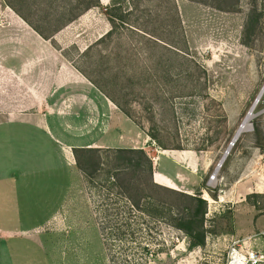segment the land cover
Segmentation results:
<instances>
[{
  "label": "rangeland",
  "instance_id": "374dc122",
  "mask_svg": "<svg viewBox=\"0 0 264 264\" xmlns=\"http://www.w3.org/2000/svg\"><path fill=\"white\" fill-rule=\"evenodd\" d=\"M75 1L1 0V5L2 13L11 12L8 8L14 10L11 5H15L48 33L69 15L64 10L57 16L58 11ZM134 1L100 0V5L45 38V44L40 39L47 53L40 56L34 79L56 78L65 63L95 85L103 98L97 132H75V124L88 122L92 116L85 117L81 107L74 109L81 102L66 103L71 108L67 116H76L73 119H46L49 126L54 124L70 134L72 155L74 146L92 149L82 153L90 175L78 167L81 175L77 174L64 203V222L60 224L64 230L56 232L65 235L60 242L67 253L63 262L56 259L54 264H221L231 240L240 238L259 245L264 239V156L254 162V150L264 151V0H141L147 11L133 8L124 24L118 20L110 36L95 41L109 28L105 6L118 2L125 9ZM127 25L139 26L145 34ZM76 92L70 89V94ZM254 106L251 128L231 146ZM23 112L37 110L27 106ZM111 123L113 128L106 133ZM13 128L16 138L10 140L8 128L0 126V155L4 156L0 160L10 161L13 155L18 174L36 165L38 175H45L43 160L50 161L53 156H38L35 138L45 136L32 125L17 123ZM116 132L118 146L94 145L100 134ZM46 145L51 142L47 140ZM133 145H141L153 164L162 153L186 157L190 150L196 152L195 177L185 178V185L167 179L166 186L199 192L205 199L203 244H191L184 232L160 217L150 219L148 226L132 223L122 236L113 235L104 214L112 204L99 184L120 168L125 167L129 176L132 168L121 158L128 153L118 148L138 147ZM228 148L230 152L221 163ZM162 159L160 168H169ZM95 165L99 167L96 171ZM155 165L157 168L158 162ZM255 170L257 174L252 176ZM157 172L162 174L155 169L152 177L142 162L138 176L147 184L155 181ZM172 196L161 195L168 200L174 199ZM52 227L58 229L59 225ZM56 235V240H49L57 248Z\"/></svg>",
  "mask_w": 264,
  "mask_h": 264
},
{
  "label": "crops",
  "instance_id": "0c3cea01",
  "mask_svg": "<svg viewBox=\"0 0 264 264\" xmlns=\"http://www.w3.org/2000/svg\"><path fill=\"white\" fill-rule=\"evenodd\" d=\"M8 9L11 12L2 13L0 0V126L8 128V135L9 137L12 135L10 137L12 140L16 138L14 124L32 125L45 136L35 137L36 147L40 150L38 156L44 155L47 159L53 157L50 161L43 160V164L46 165L41 166V171L45 175H38L36 165H31L18 174L14 171L17 165L14 161L16 157L13 155L10 161H3V158L0 160V264H54L56 259L63 262L66 257L67 252L60 242L61 237L63 236L64 240L65 235L56 231L64 230L60 225L64 222V203L66 197L70 196L71 186L77 174L80 176L81 173L71 152L73 145L69 144L70 134L56 129L54 124L49 126L46 119L61 117L73 119L76 116L72 114L67 116L71 108H68L66 103L81 102L80 106L73 105L74 109L81 107L80 112L85 117H88V114L92 116L88 122L84 121L77 125L74 123L75 132L84 134L92 129L97 132L101 126L103 98L95 85L81 77L74 67L65 63L58 70L56 78L54 75L52 78L48 76L44 82L34 79L35 71L39 69L40 56L47 53L44 47L40 46V39L43 41L41 44H45V38L17 12ZM3 21L6 24H3ZM70 89H76L77 92L70 94ZM27 106L36 109L37 112H23ZM82 126H86L87 129L79 130ZM111 128L112 123L106 133ZM106 133L95 137L94 145L118 146V133L104 135ZM47 140L51 145L44 146ZM72 156L75 161L71 160ZM262 156L264 151L254 150V162L259 161L256 158L260 159ZM161 158H164L162 160H165V165L169 168L164 166L160 168ZM197 158L193 150H190L186 157L179 153L158 155V161H154V165L158 162V166L156 168L155 165L153 170L155 172V169H160L164 176L157 172L155 182L166 186L169 179L175 184L181 182L185 185L183 182L185 178L191 179L196 175L192 172L198 168ZM182 166H186L191 172H187ZM255 171L252 176L257 174L258 170ZM254 192L260 190L254 189ZM55 224L59 225L58 229L52 227ZM41 231H45L44 234L40 233ZM56 234L59 235L56 243H60L57 244V248L55 245L52 247V243L55 242L49 240H56Z\"/></svg>",
  "mask_w": 264,
  "mask_h": 264
},
{
  "label": "trees",
  "instance_id": "16d2710c",
  "mask_svg": "<svg viewBox=\"0 0 264 264\" xmlns=\"http://www.w3.org/2000/svg\"><path fill=\"white\" fill-rule=\"evenodd\" d=\"M140 1L141 0H135L131 5L128 3L125 9L122 3L118 2H112L108 6H105L104 13L109 23V28L95 41L110 36L115 29H117L119 24L118 20L124 24L125 20L128 18V13L131 12L133 8L134 10H139L140 13L147 11L148 9L145 6L143 7ZM98 5H100V0H77L74 3L72 2L62 7L63 9L58 11L56 15L60 16L64 14V10H68L69 15L62 23L48 31V33H44L39 27L35 26L29 20L28 16L19 8L15 7V5L12 4L11 6L42 37L48 38L87 9ZM156 5L161 6L160 3ZM218 6L219 8H228L229 10L233 8L232 6ZM127 26L130 27L131 30L135 29L145 34V29L139 26ZM123 111L126 112L125 110ZM91 150V147L73 148L76 164L86 176H89L90 172L88 171L87 164L83 161L82 153ZM118 151L128 153V155H122L121 158L131 166L132 171L129 176H126L125 167L122 169L120 168L117 171H113L111 179L107 178L103 183L99 184L107 190L106 196L112 204V209L104 210V214L107 216L106 222L110 224V230H113V235L117 237L122 236L121 234L124 230L132 228V226H130L132 223L145 226L150 219L160 217L161 219L168 220L170 225L184 232V234L190 238L191 244H203L206 232L204 224L206 201L201 197L200 193H187L151 180H149V183L143 184L138 176V171L142 162H144L148 174L152 176L154 164L151 157L142 147L118 148ZM98 169L99 167L96 165L93 168L94 171ZM163 193L173 195L172 197L174 199L168 200L162 198L161 195Z\"/></svg>",
  "mask_w": 264,
  "mask_h": 264
},
{
  "label": "built area",
  "instance_id": "2783aa9c",
  "mask_svg": "<svg viewBox=\"0 0 264 264\" xmlns=\"http://www.w3.org/2000/svg\"><path fill=\"white\" fill-rule=\"evenodd\" d=\"M221 264H264V239L259 245L240 238L231 240Z\"/></svg>",
  "mask_w": 264,
  "mask_h": 264
},
{
  "label": "bare ground",
  "instance_id": "6f19581e",
  "mask_svg": "<svg viewBox=\"0 0 264 264\" xmlns=\"http://www.w3.org/2000/svg\"><path fill=\"white\" fill-rule=\"evenodd\" d=\"M262 92H264V88L262 89ZM253 108V107H252ZM254 109H255V106L254 108L247 114L245 120L243 121V123L241 124V126L239 127L237 133L235 134L234 136V139H233V142L231 143V146L234 144V142L238 139V137H240V134L245 131V130H248L251 128V118L254 116ZM231 148V147H230ZM230 148H228L225 153H224V156L221 160V163L223 162L224 158L227 156V154L230 152ZM221 165V164H220Z\"/></svg>",
  "mask_w": 264,
  "mask_h": 264
},
{
  "label": "water",
  "instance_id": "95a60500",
  "mask_svg": "<svg viewBox=\"0 0 264 264\" xmlns=\"http://www.w3.org/2000/svg\"><path fill=\"white\" fill-rule=\"evenodd\" d=\"M256 100H257V99H256ZM256 100L253 102V104L256 102ZM253 104H252V105H253Z\"/></svg>",
  "mask_w": 264,
  "mask_h": 264
}]
</instances>
